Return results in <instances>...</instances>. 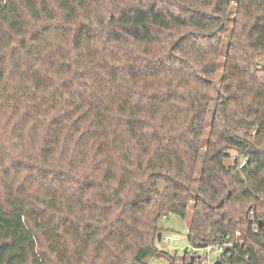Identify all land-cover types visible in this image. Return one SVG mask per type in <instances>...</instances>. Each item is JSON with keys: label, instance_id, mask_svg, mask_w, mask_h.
<instances>
[{"label": "trees", "instance_id": "16d2710c", "mask_svg": "<svg viewBox=\"0 0 264 264\" xmlns=\"http://www.w3.org/2000/svg\"><path fill=\"white\" fill-rule=\"evenodd\" d=\"M190 206L264 264V0H0V264H175Z\"/></svg>", "mask_w": 264, "mask_h": 264}, {"label": "rangeland", "instance_id": "374dc122", "mask_svg": "<svg viewBox=\"0 0 264 264\" xmlns=\"http://www.w3.org/2000/svg\"><path fill=\"white\" fill-rule=\"evenodd\" d=\"M231 26V22L229 24V27ZM221 73V69L217 73V77L219 78ZM211 119V113H209L208 117V122H210ZM233 153V152H232ZM202 152L199 157V165L197 168V173L198 170L200 169L201 162H202ZM234 154V153H233ZM228 164L230 161L227 162ZM198 180L195 182V186L197 184ZM192 206L189 207V214L186 218H183L177 214H172L167 218L162 217L159 221L158 224L162 227L163 229V234L161 235V239L163 236V239L161 241H158L157 245L158 248L166 253H169V255L175 257V264H185V258L184 254L187 249V247L190 246V242L187 238V231H188V224L190 220V215L192 212ZM251 209L249 208L248 212L250 214V219L255 218L253 211H250ZM176 235L179 238L178 239H173L172 236ZM165 237H170L165 239ZM201 254L204 253V250H200ZM200 254V253H199ZM205 254V253H204ZM205 256V255H204ZM211 258H216L217 254L214 252H211ZM149 264H170V261L166 258H155V257H150L147 259ZM189 261V260H188ZM187 261V262H188Z\"/></svg>", "mask_w": 264, "mask_h": 264}, {"label": "built area", "instance_id": "2783aa9c", "mask_svg": "<svg viewBox=\"0 0 264 264\" xmlns=\"http://www.w3.org/2000/svg\"><path fill=\"white\" fill-rule=\"evenodd\" d=\"M244 164H245V161L242 162V165H244ZM167 238H170V237H165V239H167ZM172 238L178 239L179 237L173 235ZM224 249H225V246H223V245L222 246L221 245H209V246H206L204 248H197L194 246L188 247L187 251H189L191 255L196 256L195 261L197 262V264H215V262L217 260L222 261V259L224 258V252H225ZM200 250H204L205 254L204 253L201 254ZM211 252H214L217 254L216 258H211V256H210Z\"/></svg>", "mask_w": 264, "mask_h": 264}, {"label": "water", "instance_id": "95a60500", "mask_svg": "<svg viewBox=\"0 0 264 264\" xmlns=\"http://www.w3.org/2000/svg\"><path fill=\"white\" fill-rule=\"evenodd\" d=\"M161 235H162V234L159 233V241H161ZM198 257H199V256H198ZM195 258H196L195 255H191L189 261L187 262V264H196V263H195ZM215 264H221V261H220V260H217V261L215 262Z\"/></svg>", "mask_w": 264, "mask_h": 264}]
</instances>
